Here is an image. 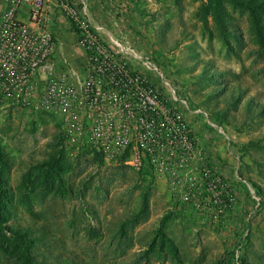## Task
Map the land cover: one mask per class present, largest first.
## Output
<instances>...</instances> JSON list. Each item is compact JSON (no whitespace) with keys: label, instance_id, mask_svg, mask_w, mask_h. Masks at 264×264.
Masks as SVG:
<instances>
[{"label":"rangeland","instance_id":"1","mask_svg":"<svg viewBox=\"0 0 264 264\" xmlns=\"http://www.w3.org/2000/svg\"><path fill=\"white\" fill-rule=\"evenodd\" d=\"M43 1L58 72L89 81L71 21L94 29L182 113L202 155L237 187L238 204L220 222L205 221L165 178L152 176L146 155L134 168L88 148L67 150L60 118L0 101L5 226L27 228L31 257L40 264H264V8L252 14L231 0H69L74 11ZM56 155L60 177L48 189L42 169ZM19 263L0 251V264Z\"/></svg>","mask_w":264,"mask_h":264},{"label":"built area","instance_id":"2","mask_svg":"<svg viewBox=\"0 0 264 264\" xmlns=\"http://www.w3.org/2000/svg\"><path fill=\"white\" fill-rule=\"evenodd\" d=\"M67 1L60 0L64 8ZM26 2L0 0V101L60 118L67 150L88 148L105 160L127 156L134 168L146 155L152 176L165 178L177 200L205 221L220 222L236 208L237 187L202 155L193 127L158 86L82 28L89 81L72 67V74L59 73L49 8L32 0L22 19Z\"/></svg>","mask_w":264,"mask_h":264},{"label":"trees","instance_id":"3","mask_svg":"<svg viewBox=\"0 0 264 264\" xmlns=\"http://www.w3.org/2000/svg\"><path fill=\"white\" fill-rule=\"evenodd\" d=\"M233 3L247 8L252 14H259L260 11L264 8V4L260 5H254V6H248L244 2L240 0H231ZM68 7L73 9L74 11L78 10V5L74 1H67ZM71 25L73 29L80 34L81 27L80 25L75 22L74 20L71 21ZM89 31L91 33H96L94 29L89 28ZM97 157L101 160L103 159L102 154H97ZM60 156L56 155L52 157L49 161L45 162L44 168L42 171H44V174L42 176V183L48 188L53 189L56 185L55 178H59V160ZM127 156L123 158V161L126 160ZM8 159L5 157L4 153L0 149V227H2V232L0 234V251H2L4 254L9 255L11 257H18L20 259L19 264H40L38 260L31 257L30 255V248L33 246V239L28 233L27 228L24 227H8L5 226L7 222L10 220H7L4 216V211L6 210V198L5 194L2 192V185L3 180V169L7 167ZM34 185H37V180L34 181ZM61 191L64 193L63 187L60 186ZM162 239L166 240L167 242H170V238L165 236L164 234L161 236ZM170 245L173 247V245L170 243Z\"/></svg>","mask_w":264,"mask_h":264},{"label":"crops","instance_id":"4","mask_svg":"<svg viewBox=\"0 0 264 264\" xmlns=\"http://www.w3.org/2000/svg\"><path fill=\"white\" fill-rule=\"evenodd\" d=\"M32 0H27V2L25 3V5L23 6V8H22V12H21V14H20V17L22 18V19H25V17H26V12L29 10V8H30V2H31ZM203 153V152H202ZM204 154V153H203ZM204 156V155H203ZM206 159H207V161L209 162V160H208V158H207V156H204ZM211 165V164H210ZM213 168H214V166H212ZM215 169V168H214Z\"/></svg>","mask_w":264,"mask_h":264}]
</instances>
